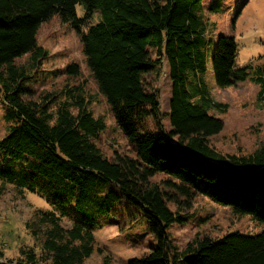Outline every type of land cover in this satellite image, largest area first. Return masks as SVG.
<instances>
[{"label": "trees", "instance_id": "1", "mask_svg": "<svg viewBox=\"0 0 264 264\" xmlns=\"http://www.w3.org/2000/svg\"><path fill=\"white\" fill-rule=\"evenodd\" d=\"M201 3L0 0V94L10 124L0 139V181L38 195L51 207L36 210L26 226L55 264H82L95 251L94 234L103 227L99 219L120 217L148 221L158 241L148 255L128 264H264V231L198 237L181 250L168 237L173 224L187 220L169 204L189 207L200 195L264 225V144L253 154L231 155L210 143L224 129L211 111L225 112L227 105L211 98L205 81L213 41ZM78 5L85 6V18L77 16ZM96 12L100 20L83 34ZM55 16L82 36L94 83L134 156L116 152L108 159L98 148L106 126L90 109L84 83L27 99L28 82L48 58L39 31ZM25 55L30 63L18 65ZM238 56L237 41L220 36L210 61L216 86L227 89L251 79L260 85L264 103V68L251 74L250 64L237 65ZM164 58L172 82L168 131L161 129L158 95L146 80ZM63 73L80 76L77 64ZM156 175L166 177L162 184L151 181ZM21 254L16 261H1L0 250V264H40L33 248Z\"/></svg>", "mask_w": 264, "mask_h": 264}, {"label": "rangeland", "instance_id": "2", "mask_svg": "<svg viewBox=\"0 0 264 264\" xmlns=\"http://www.w3.org/2000/svg\"><path fill=\"white\" fill-rule=\"evenodd\" d=\"M202 0L199 10L208 22V38L211 40L208 71L205 81L215 102L227 105L225 112L212 110L211 114L224 121L223 131L210 138L211 145L223 154L250 155L264 144V103L260 99V85L249 79L227 89L215 84L210 61L220 36L234 38L239 44L238 66L250 64L251 74L264 68V0ZM77 16L85 18L84 5L77 6ZM99 12L83 27L84 34L100 20ZM81 35L70 24L63 23L58 16L44 23L39 31L38 43L48 52L37 73L28 82L31 91L29 100L39 99L47 93H58L67 83L70 86L84 83L86 100L91 103L96 118H102L105 130L96 144L102 153L113 159L115 153L134 156V149L128 144L124 133L118 127L110 106L102 96L86 64L82 53ZM30 56L18 59V65L30 63ZM70 64H77L79 77H67L63 71ZM150 89L158 95L161 112L164 115L161 129L170 130L167 114L170 110L172 82L166 58L156 72L146 76ZM148 87V88H149ZM55 110V107H54ZM54 113L53 109L50 110ZM6 105L0 94V139L8 132L10 124L5 119ZM148 126L159 130L152 122ZM166 177L156 175L152 182L162 184ZM170 208L187 217L183 224L175 223L168 231L169 239L183 249L198 237L222 239L233 233L258 235L264 225L250 214H236L230 206L219 204L209 197L198 196L188 206ZM36 210L50 211L51 207L38 195L19 192L13 186L0 181V250L1 261H16L22 250L33 248L40 264H55L50 253L42 250L40 242L31 235L26 226ZM103 226L95 232V251L82 264H128L133 258L148 255L158 241L148 221L139 219L132 223L120 217L99 219ZM71 227L69 221H64Z\"/></svg>", "mask_w": 264, "mask_h": 264}]
</instances>
